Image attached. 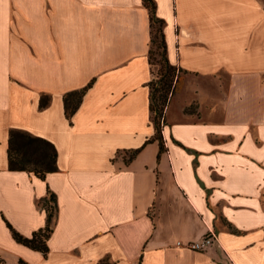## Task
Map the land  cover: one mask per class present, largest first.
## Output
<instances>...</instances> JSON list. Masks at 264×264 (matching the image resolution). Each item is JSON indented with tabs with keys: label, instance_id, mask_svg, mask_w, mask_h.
<instances>
[{
	"label": "crops",
	"instance_id": "1",
	"mask_svg": "<svg viewBox=\"0 0 264 264\" xmlns=\"http://www.w3.org/2000/svg\"><path fill=\"white\" fill-rule=\"evenodd\" d=\"M153 1L181 69L161 151L142 0H0V264H264V0ZM11 129L51 142L56 170H10ZM51 193L43 255L7 223L30 237Z\"/></svg>",
	"mask_w": 264,
	"mask_h": 264
},
{
	"label": "trees",
	"instance_id": "2",
	"mask_svg": "<svg viewBox=\"0 0 264 264\" xmlns=\"http://www.w3.org/2000/svg\"><path fill=\"white\" fill-rule=\"evenodd\" d=\"M147 7L150 19V45H149V63L151 66V80L149 81V110L150 119L154 125L155 133L151 139L157 140L160 151L163 149L161 136V127L163 123L164 109L167 106L169 99L173 93L174 82L181 71L180 68L171 64L166 56V44L163 33L164 20L156 15V5L153 0H142ZM153 51L159 55V68L156 73L153 72ZM84 88L80 90H72L63 95V103L65 114L70 117L81 102L84 94ZM48 98L42 96L40 98V106L47 103ZM187 111H190L187 109ZM137 150L131 152L130 157H134ZM8 168L10 170H24L33 172L40 178H43L46 173L55 171L57 152L54 145L48 140L30 134L21 129H11L8 138ZM46 207L47 223L46 225L33 232L30 237L23 236L7 223L13 238L34 250L40 251L46 255L48 248L46 239L51 232V222L54 215L55 196L50 194ZM19 264H26L19 260Z\"/></svg>",
	"mask_w": 264,
	"mask_h": 264
},
{
	"label": "built area",
	"instance_id": "3",
	"mask_svg": "<svg viewBox=\"0 0 264 264\" xmlns=\"http://www.w3.org/2000/svg\"><path fill=\"white\" fill-rule=\"evenodd\" d=\"M213 235L214 234L212 232H209L198 241L188 242L186 244V247L194 251H201L204 249L205 246L212 243ZM178 244L180 243L178 242Z\"/></svg>",
	"mask_w": 264,
	"mask_h": 264
},
{
	"label": "rangeland",
	"instance_id": "4",
	"mask_svg": "<svg viewBox=\"0 0 264 264\" xmlns=\"http://www.w3.org/2000/svg\"><path fill=\"white\" fill-rule=\"evenodd\" d=\"M152 57H153V66H152V68H153V72L156 73L158 68H159L158 61H159L160 57H159L158 54H156V51H153V56Z\"/></svg>",
	"mask_w": 264,
	"mask_h": 264
}]
</instances>
